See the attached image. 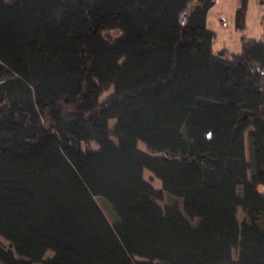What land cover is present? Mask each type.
Here are the masks:
<instances>
[{
    "label": "trees",
    "instance_id": "1",
    "mask_svg": "<svg viewBox=\"0 0 264 264\" xmlns=\"http://www.w3.org/2000/svg\"><path fill=\"white\" fill-rule=\"evenodd\" d=\"M213 3L0 0V264H264V40Z\"/></svg>",
    "mask_w": 264,
    "mask_h": 264
},
{
    "label": "crops",
    "instance_id": "2",
    "mask_svg": "<svg viewBox=\"0 0 264 264\" xmlns=\"http://www.w3.org/2000/svg\"><path fill=\"white\" fill-rule=\"evenodd\" d=\"M239 2L240 0H214L208 9L206 26L216 34L213 51L221 48H225L228 53L239 51L241 35L261 37L264 40V0H246L245 25L241 31L234 27V13ZM0 241L3 240L0 238ZM51 254V251H47L44 257Z\"/></svg>",
    "mask_w": 264,
    "mask_h": 264
},
{
    "label": "rangeland",
    "instance_id": "3",
    "mask_svg": "<svg viewBox=\"0 0 264 264\" xmlns=\"http://www.w3.org/2000/svg\"><path fill=\"white\" fill-rule=\"evenodd\" d=\"M116 31H113V30H109V31H106V34L108 36H115L116 35ZM111 91V88H108L106 89L100 96V99L104 98L109 92ZM113 121H110V124H112ZM138 147L140 149H144V146L142 143H138ZM143 177L145 180H147L154 188L156 189H160L161 188V185H160V181L158 179H156L149 171L147 170H144L143 171ZM240 188V187H239ZM258 191L260 193H262L264 195V187L262 185H259L258 186ZM167 199V198H166ZM96 201L98 203V205L100 206V208L102 209V211L105 213V215L107 216V218L109 220H113L114 219V215L113 213L111 212L109 206L105 203L104 200H102L101 198H96ZM157 203L162 207L164 202L163 201H157ZM236 217H237V220L238 222H241L244 218V213L238 209L237 210V213H236ZM1 242H4V241H1Z\"/></svg>",
    "mask_w": 264,
    "mask_h": 264
}]
</instances>
